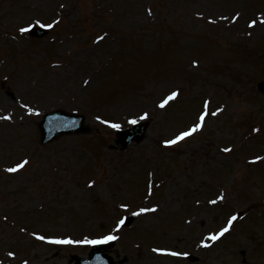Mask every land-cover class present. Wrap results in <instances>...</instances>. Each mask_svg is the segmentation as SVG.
I'll use <instances>...</instances> for the list:
<instances>
[{"label": "rangeland", "instance_id": "1", "mask_svg": "<svg viewBox=\"0 0 264 264\" xmlns=\"http://www.w3.org/2000/svg\"><path fill=\"white\" fill-rule=\"evenodd\" d=\"M261 80L264 0H0V264H69L109 235L115 264H264ZM57 110L84 133L42 145ZM133 118L150 125L124 149Z\"/></svg>", "mask_w": 264, "mask_h": 264}, {"label": "water", "instance_id": "2", "mask_svg": "<svg viewBox=\"0 0 264 264\" xmlns=\"http://www.w3.org/2000/svg\"><path fill=\"white\" fill-rule=\"evenodd\" d=\"M41 34L40 31L36 32ZM259 89L264 92V81L259 84ZM84 117L67 114L64 111H56L48 113L41 122V132L43 135V143H48L55 138L66 135L76 134L84 131ZM148 128V124H136L133 128L121 133L123 146L126 147L133 141L140 142ZM107 245L95 246L90 252L89 260L82 261L77 259V264H113L111 259L105 256L104 251Z\"/></svg>", "mask_w": 264, "mask_h": 264}, {"label": "snow or ice", "instance_id": "3", "mask_svg": "<svg viewBox=\"0 0 264 264\" xmlns=\"http://www.w3.org/2000/svg\"><path fill=\"white\" fill-rule=\"evenodd\" d=\"M41 22L40 21H37V24H40ZM252 24L253 26L256 24V21L253 20L252 21ZM45 27H52V25H44ZM29 29H26V28H21L20 31L21 32H25V31H28ZM179 95V92L177 91H173L170 93L169 96H167L166 98H164L161 102H160V107L163 108L165 107L170 100H173L175 99L177 96ZM207 108H208V103L206 102L205 103V111L201 113V115L199 116V123L197 124H194L192 126V128H190L188 131H183V132H180L176 137L175 139H170V140H166L164 141V144L166 146H173L175 144H177L178 142L184 140L185 138L191 136L194 132H196L198 129H201L203 127V124H204V121H205V118L206 116L209 114L208 111H207ZM219 111V109L217 110V112ZM217 112H213L212 115H216ZM147 113L144 114V116L141 117V119H147ZM6 119H10V117H6ZM97 119H99V117H97ZM105 123H108L107 121H105ZM129 123L135 125L137 123V120L135 118L131 119L129 121ZM111 127L113 128H120L121 125L119 124H111ZM227 151V149H225ZM28 163L27 160H24L22 163L20 164H17L15 167H11V168H8L7 171L8 172H17L18 170L24 168V166ZM122 207H125L127 208V205H122ZM149 211V209L147 208H144V209H141L140 212H137L135 213V215H140L141 212H147ZM151 211H155V209H151ZM236 217H232V220H235ZM125 223V221L123 219H121L118 224H117V228L123 226ZM231 223V221H230ZM228 229H224L220 234L223 235L224 232H227ZM41 239H44V237H40ZM213 239H216L217 237L213 236L212 237ZM117 239L116 236H113V235H109V236H105L101 239H96V240H88V241H84L85 243H88V244H101V243H107L108 241H111V240H115ZM57 243H80V241H71V240H65V241H57ZM157 251H162L161 249H157ZM10 256H14L15 254L14 253H9ZM170 255H174V256H179L181 255V253H178V252H173V253H170ZM24 264H27V261L24 262Z\"/></svg>", "mask_w": 264, "mask_h": 264}]
</instances>
